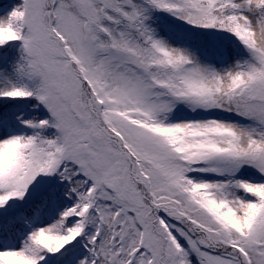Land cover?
<instances>
[{"label": "snow or ice", "instance_id": "obj_1", "mask_svg": "<svg viewBox=\"0 0 264 264\" xmlns=\"http://www.w3.org/2000/svg\"><path fill=\"white\" fill-rule=\"evenodd\" d=\"M0 264H264V0L0 5Z\"/></svg>", "mask_w": 264, "mask_h": 264}, {"label": "trees", "instance_id": "obj_2", "mask_svg": "<svg viewBox=\"0 0 264 264\" xmlns=\"http://www.w3.org/2000/svg\"><path fill=\"white\" fill-rule=\"evenodd\" d=\"M10 2H11V0H5V1L1 2L0 5H4V4L10 3Z\"/></svg>", "mask_w": 264, "mask_h": 264}, {"label": "rangeland", "instance_id": "obj_3", "mask_svg": "<svg viewBox=\"0 0 264 264\" xmlns=\"http://www.w3.org/2000/svg\"><path fill=\"white\" fill-rule=\"evenodd\" d=\"M3 1H5V0H0V3L3 2Z\"/></svg>", "mask_w": 264, "mask_h": 264}]
</instances>
